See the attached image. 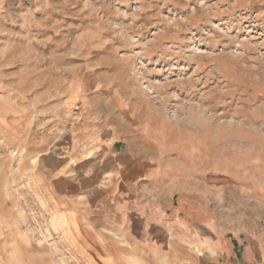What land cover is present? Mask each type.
<instances>
[{
	"label": "rangeland",
	"instance_id": "1",
	"mask_svg": "<svg viewBox=\"0 0 264 264\" xmlns=\"http://www.w3.org/2000/svg\"><path fill=\"white\" fill-rule=\"evenodd\" d=\"M83 101L129 110L224 226L262 222L264 0H0V264H146L37 171Z\"/></svg>",
	"mask_w": 264,
	"mask_h": 264
},
{
	"label": "crops",
	"instance_id": "2",
	"mask_svg": "<svg viewBox=\"0 0 264 264\" xmlns=\"http://www.w3.org/2000/svg\"><path fill=\"white\" fill-rule=\"evenodd\" d=\"M119 111L82 102L63 140L38 153L46 189L137 262L264 264V217L254 227L224 226L222 201L185 189L179 161L158 136ZM236 217L230 221L259 219Z\"/></svg>",
	"mask_w": 264,
	"mask_h": 264
}]
</instances>
